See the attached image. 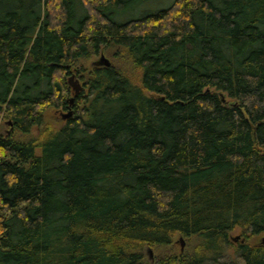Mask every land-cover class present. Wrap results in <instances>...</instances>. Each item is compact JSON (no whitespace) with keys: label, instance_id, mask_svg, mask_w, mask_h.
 <instances>
[{"label":"trees","instance_id":"1","mask_svg":"<svg viewBox=\"0 0 264 264\" xmlns=\"http://www.w3.org/2000/svg\"><path fill=\"white\" fill-rule=\"evenodd\" d=\"M143 1L0 0V264H264V0Z\"/></svg>","mask_w":264,"mask_h":264},{"label":"rangeland","instance_id":"2","mask_svg":"<svg viewBox=\"0 0 264 264\" xmlns=\"http://www.w3.org/2000/svg\"><path fill=\"white\" fill-rule=\"evenodd\" d=\"M166 2H167L166 0H145V1H143L142 5H140L139 7H136L138 9L133 8V7L132 8L131 7L126 8L125 11H128V12H127V14L125 16H127V17H130L131 15L132 16H138V15L143 14L144 12H150V11H153V10H157V9L162 8L165 5H167L168 3H166ZM132 9L133 10L136 9V10L133 11ZM101 55L106 57L111 63L112 60H111L110 57L104 55V53H100L99 55L90 58L87 61V65L88 66H93V65L96 66L97 62L99 61V59L101 57ZM116 61H117L116 65L121 67L122 66L121 60L120 59H116ZM72 75H74V77H75L74 79H77L79 81L81 87H82V89L79 91V93L82 92L84 90V86L82 84V80L77 77V72H73ZM70 76L71 75L67 76V79H66L67 85H68V78ZM69 88L71 89V93H72L69 98L70 99L71 98L74 99L75 92L73 91L71 86H69ZM71 104L72 103L69 104V108H67V110H64L62 108H60V109H55L54 108V109L47 110V112L45 113L46 121H48V123L52 122L55 125L63 124L65 122V120L68 119V117L64 118V115L68 114L69 112L71 113V115L73 113V109H72V107H70ZM2 111L3 110L0 111V133L4 134V135H7L12 130V120H11L10 117L5 116ZM237 236H238V239L234 240V238L237 237ZM230 237H231V240L233 241V243H235V244L238 243L239 240H242L241 239V235H240L239 231H237V230L232 232L230 234ZM263 237H264V234L260 235L259 237L255 238L252 241L253 242H258L259 241L260 242V241H262ZM173 245L175 247H177L180 252H183V251L187 250L188 246H189L188 240L185 239L184 237H180V236H177V239H176V241H175V243ZM149 250H151V256H150ZM168 250L169 249H165V248L160 249V250H157V249L154 248V250H153V248L149 247L148 249H146L145 254H146L148 260L150 261V263L154 264L155 257L156 256L158 257L159 253L160 254L161 253L162 254H167Z\"/></svg>","mask_w":264,"mask_h":264},{"label":"water","instance_id":"3","mask_svg":"<svg viewBox=\"0 0 264 264\" xmlns=\"http://www.w3.org/2000/svg\"><path fill=\"white\" fill-rule=\"evenodd\" d=\"M98 65H104V66H109L110 65V61L104 57L103 55H101L99 61L97 62ZM74 75H71L68 78V85L72 87L73 91L75 92V95L79 93V91L82 89L79 81L77 79H74ZM70 103L73 102V98L70 99L69 101ZM3 109V107L0 105V111ZM71 113L69 112L68 114L64 115V118L70 117ZM182 239V238H181ZM238 236L234 238V240H237ZM182 241V240H181ZM262 243L264 244V237L262 238ZM150 256H151V250H149Z\"/></svg>","mask_w":264,"mask_h":264}]
</instances>
